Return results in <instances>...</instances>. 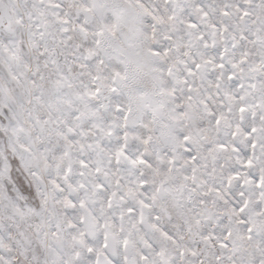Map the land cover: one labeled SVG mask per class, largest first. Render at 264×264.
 <instances>
[{
  "label": "snow or ice",
  "instance_id": "snow-or-ice-1",
  "mask_svg": "<svg viewBox=\"0 0 264 264\" xmlns=\"http://www.w3.org/2000/svg\"><path fill=\"white\" fill-rule=\"evenodd\" d=\"M0 264H264V0H0Z\"/></svg>",
  "mask_w": 264,
  "mask_h": 264
}]
</instances>
